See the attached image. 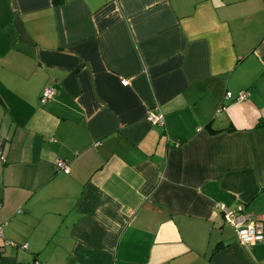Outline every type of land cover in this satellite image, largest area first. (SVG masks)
<instances>
[{"label":"crops","instance_id":"0c3cea01","mask_svg":"<svg viewBox=\"0 0 264 264\" xmlns=\"http://www.w3.org/2000/svg\"><path fill=\"white\" fill-rule=\"evenodd\" d=\"M217 203L264 220V0H0V264H264Z\"/></svg>","mask_w":264,"mask_h":264},{"label":"built area","instance_id":"2783aa9c","mask_svg":"<svg viewBox=\"0 0 264 264\" xmlns=\"http://www.w3.org/2000/svg\"><path fill=\"white\" fill-rule=\"evenodd\" d=\"M121 83L126 84L127 81L124 79L121 80ZM53 94V89L50 87L45 88L39 99L41 104L49 100ZM229 97L230 93H225V98ZM246 97V91H240L237 95L236 101L244 100ZM223 107L224 106L221 105V108ZM146 119L152 124L163 123L162 114L156 107L147 111ZM55 167L57 170L63 171L64 173L69 172L67 163L61 159H57ZM215 206L222 214L225 222L235 231L240 245L250 247L251 245L264 241V220L252 217L249 213L244 211L242 206H238L234 209L227 207L223 203H217ZM3 227L4 223H0V238H3ZM8 243L11 244L10 242ZM23 247H25V245H23Z\"/></svg>","mask_w":264,"mask_h":264}]
</instances>
